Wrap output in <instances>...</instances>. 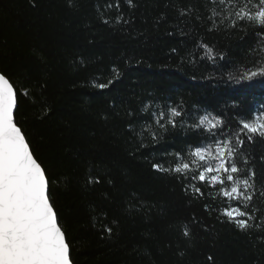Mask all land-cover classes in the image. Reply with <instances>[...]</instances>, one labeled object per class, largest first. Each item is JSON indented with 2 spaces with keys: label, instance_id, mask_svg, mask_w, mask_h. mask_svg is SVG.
I'll list each match as a JSON object with an SVG mask.
<instances>
[{
  "label": "trees",
  "instance_id": "trees-1",
  "mask_svg": "<svg viewBox=\"0 0 264 264\" xmlns=\"http://www.w3.org/2000/svg\"><path fill=\"white\" fill-rule=\"evenodd\" d=\"M117 2L119 9L107 7ZM205 3L0 0V72L30 90L19 118L54 180L73 264H264V143L245 144L238 157L242 173L257 174L250 227L242 230L224 216L233 202L214 191L198 197L152 167L174 166L181 149L187 155L193 132L172 129L159 143L138 135L150 123L140 111L149 101L182 103L189 124L205 111L234 114V101L243 111L264 105V87H242L227 75L255 55L256 36L209 31L197 19L207 16ZM189 6L191 14L180 16ZM200 43L224 59L201 60Z\"/></svg>",
  "mask_w": 264,
  "mask_h": 264
},
{
  "label": "snow or ice",
  "instance_id": "snow-or-ice-1",
  "mask_svg": "<svg viewBox=\"0 0 264 264\" xmlns=\"http://www.w3.org/2000/svg\"><path fill=\"white\" fill-rule=\"evenodd\" d=\"M127 2L133 6L132 0ZM113 6L120 7L118 2L107 7ZM205 8L207 16L198 15L197 19L207 24L209 31L221 27L253 31L256 43L251 51L255 55L227 75L242 87L251 89L258 84L264 87V0H206ZM192 11L189 6L180 9L179 15L189 16ZM197 47L203 50L201 60L217 63V57L224 59L208 44L200 43ZM113 75L119 78L118 70L114 69ZM112 83L114 80L110 79L107 84L96 86L104 89ZM29 94L28 88L17 86L11 76L0 72V264H73L62 217L52 199L54 180L35 155L21 126L24 121L19 118L20 99ZM140 111L147 114L150 123L142 125L138 135L147 132L154 143H159L172 129L194 133L189 137L187 155H182L183 149L175 153L180 159L174 166L154 163L152 167L175 176L198 197L214 191L218 199L224 198L222 202H233L224 216L247 230L250 225L245 217L250 214L247 206L254 199L251 190L257 174L254 170L242 173L238 157L242 156L245 144L264 143V105L243 111L242 105L234 101L230 110L234 114L225 117L223 112L205 111L191 124L182 103L160 105L149 101ZM46 114L42 110L40 118ZM140 147H144L143 142ZM100 182L96 177L88 180L90 184ZM261 195L264 196V191ZM106 230L112 232L111 228ZM183 235L190 237L191 233L186 228Z\"/></svg>",
  "mask_w": 264,
  "mask_h": 264
}]
</instances>
